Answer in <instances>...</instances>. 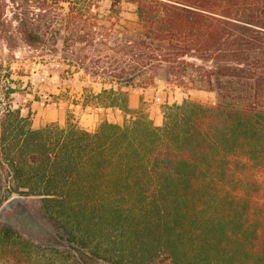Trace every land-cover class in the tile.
Listing matches in <instances>:
<instances>
[{"label":"trees","instance_id":"1","mask_svg":"<svg viewBox=\"0 0 264 264\" xmlns=\"http://www.w3.org/2000/svg\"><path fill=\"white\" fill-rule=\"evenodd\" d=\"M131 1L141 34L94 73L73 65L103 85L81 107L125 118L91 132L32 129L2 47L93 48L102 0H0V207L37 198L50 224L31 236L0 223V264H264V0ZM161 81L188 95L159 105L156 126L130 94Z\"/></svg>","mask_w":264,"mask_h":264},{"label":"rangeland","instance_id":"2","mask_svg":"<svg viewBox=\"0 0 264 264\" xmlns=\"http://www.w3.org/2000/svg\"><path fill=\"white\" fill-rule=\"evenodd\" d=\"M113 1L102 0L100 4V40L95 41L93 48L75 46L66 50L61 39L57 44L58 53L53 56H40L24 45L12 52L2 47L4 60L13 58L17 62L11 68V78L16 81L15 87L22 89L21 93L11 95L12 107L29 118L32 129L51 123L64 126L69 121H75L79 127L92 132L103 122L124 123L125 118L118 110L81 107L83 101H91V96L99 93L103 85L100 79L92 75L89 78L82 76L73 67L75 62L83 59L86 72L94 73L101 59L114 63L116 40L128 41L141 34L142 26L137 20L135 4L131 0H120L118 7L113 6ZM105 22L110 23L107 24L110 30L106 39L101 36V25ZM160 78L164 80V73L160 74ZM162 81L157 82L156 89L141 90L136 87L130 94L131 107L147 113L156 126L162 123L159 105L178 103L188 95L183 89L172 90ZM189 99L212 104L214 94L193 91ZM30 203L36 213L42 214L39 199H32Z\"/></svg>","mask_w":264,"mask_h":264},{"label":"water","instance_id":"3","mask_svg":"<svg viewBox=\"0 0 264 264\" xmlns=\"http://www.w3.org/2000/svg\"><path fill=\"white\" fill-rule=\"evenodd\" d=\"M32 199L37 198L13 196L5 201L0 207V223L9 224L22 234L27 229L31 236L40 230L50 231V224L43 213H36L32 208Z\"/></svg>","mask_w":264,"mask_h":264},{"label":"crops","instance_id":"4","mask_svg":"<svg viewBox=\"0 0 264 264\" xmlns=\"http://www.w3.org/2000/svg\"><path fill=\"white\" fill-rule=\"evenodd\" d=\"M130 105H131V98H130Z\"/></svg>","mask_w":264,"mask_h":264}]
</instances>
